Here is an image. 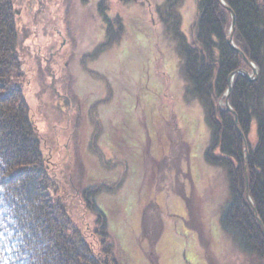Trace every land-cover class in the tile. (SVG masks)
<instances>
[{
    "label": "rangeland",
    "instance_id": "obj_1",
    "mask_svg": "<svg viewBox=\"0 0 264 264\" xmlns=\"http://www.w3.org/2000/svg\"><path fill=\"white\" fill-rule=\"evenodd\" d=\"M35 2L15 8L23 23L19 49L26 98L36 131L54 139L48 168L72 198L75 223L88 233L101 223L116 233L122 264H260L222 231L227 173L207 162L205 114L199 100L186 94L180 42L173 36L179 19L185 44L192 43L198 0ZM163 10L169 12L167 26L160 20ZM104 19L112 23V37ZM254 70L246 74L249 80ZM229 94L230 89L220 104L231 110ZM63 104L69 107L64 113ZM68 111L73 133L62 122ZM247 141L257 142L255 123ZM78 157L87 173L82 178ZM164 161L170 166L162 171L168 173L166 183ZM72 162L74 174L67 164ZM178 177L186 198L177 189ZM89 187L96 189V211L84 212L74 199ZM245 192L248 198L247 174ZM151 201L165 214L158 247L152 239L150 246L142 242L139 225L138 212ZM78 215L87 217L78 221Z\"/></svg>",
    "mask_w": 264,
    "mask_h": 264
},
{
    "label": "trees",
    "instance_id": "obj_2",
    "mask_svg": "<svg viewBox=\"0 0 264 264\" xmlns=\"http://www.w3.org/2000/svg\"><path fill=\"white\" fill-rule=\"evenodd\" d=\"M35 1L0 0V264H122L116 233H110L103 223L100 230L95 228L96 232L91 233L80 222L75 223L70 212L72 198L48 168L54 139L44 140L32 120L19 49L23 23L15 8L23 4L32 7ZM168 13L163 10L160 16L166 26L170 21L164 16ZM104 21L112 37V23ZM179 23L176 19L173 37L180 42L182 70L188 83L186 94L201 103L210 134L206 160L224 169L229 181V199L220 216L222 231L241 254L264 264L263 0H198V20L192 27L190 45L179 32ZM230 37L240 52L228 44ZM254 68L257 74L249 80L246 74L253 73ZM229 89L231 110L220 104L226 101ZM60 107L62 113L69 109L66 104ZM65 114L62 122L73 133L69 121L73 118L69 111ZM252 123L256 126L255 146L247 141ZM181 144L183 148L189 145ZM67 164L74 174V162ZM168 164L164 161L161 173L164 168L168 171ZM78 169L79 178L87 174L79 157ZM166 172L161 175L164 183ZM175 183L181 198H186L184 182L178 177ZM84 187L82 184L81 190ZM95 190L87 188L74 203L84 212L86 207L96 211V199L91 195ZM158 205L151 201L138 212L142 242L147 246L151 239L157 247L160 245L165 214ZM194 215L191 212L192 218ZM86 217L78 215L77 220ZM136 242L139 245L138 239Z\"/></svg>",
    "mask_w": 264,
    "mask_h": 264
},
{
    "label": "water",
    "instance_id": "obj_3",
    "mask_svg": "<svg viewBox=\"0 0 264 264\" xmlns=\"http://www.w3.org/2000/svg\"><path fill=\"white\" fill-rule=\"evenodd\" d=\"M234 27H235V18L233 17V21H232V28L234 29ZM228 44L234 49V50H237L234 46H233V44H232V39H230L229 41H228ZM247 63H248V61H247ZM256 73V71L254 70V74ZM249 77V76H248ZM250 78V77H249ZM236 123H237V121H236Z\"/></svg>",
    "mask_w": 264,
    "mask_h": 264
},
{
    "label": "bare ground",
    "instance_id": "obj_4",
    "mask_svg": "<svg viewBox=\"0 0 264 264\" xmlns=\"http://www.w3.org/2000/svg\"><path fill=\"white\" fill-rule=\"evenodd\" d=\"M230 39H232V37H231ZM230 39H229V40H230ZM232 43H233V41H232Z\"/></svg>",
    "mask_w": 264,
    "mask_h": 264
}]
</instances>
